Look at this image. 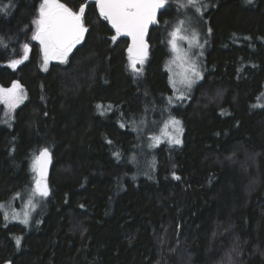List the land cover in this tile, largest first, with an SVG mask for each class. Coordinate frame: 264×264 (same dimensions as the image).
<instances>
[{
	"label": "trees",
	"instance_id": "16d2710c",
	"mask_svg": "<svg viewBox=\"0 0 264 264\" xmlns=\"http://www.w3.org/2000/svg\"><path fill=\"white\" fill-rule=\"evenodd\" d=\"M41 1L0 0L11 3L0 86L27 94L9 121L0 105V201L33 185L40 150L54 163L34 227L0 222V264H264V0H203V15L169 0L140 75L95 0H61L87 5L88 32L44 71L31 39ZM188 14L206 41L204 76L173 105L168 36ZM25 43L28 59L9 67ZM165 114L182 122L183 143L150 146Z\"/></svg>",
	"mask_w": 264,
	"mask_h": 264
},
{
	"label": "snow or ice",
	"instance_id": "6c2138e0",
	"mask_svg": "<svg viewBox=\"0 0 264 264\" xmlns=\"http://www.w3.org/2000/svg\"><path fill=\"white\" fill-rule=\"evenodd\" d=\"M168 2L169 0H95L99 8V15L115 29V35L111 37L112 42H115L120 36L131 37V46L128 47L127 51L130 59L129 67L135 75L142 73V68L137 67V65H143L147 57L148 43L145 37L149 26L159 22L158 13L165 9ZM246 2L252 3V0H246ZM86 6L81 5L78 10H73L66 3H62L61 0H42L40 3L38 16L33 21L35 31L31 39L39 41L43 54L44 71L48 70L51 60L67 63L68 57L75 46L83 40L85 33L88 32L85 18ZM181 7H190L195 13L203 15L202 8L206 5L203 4V0H185ZM10 8L11 3L7 6L0 5V11L5 13ZM184 25V20L179 21L177 26L169 33L168 44L176 54V60L181 68L184 69L179 81L181 87H177L176 81H171L177 95L168 98L169 104H172L173 100L183 102L190 99L192 86L203 79V73L196 59L189 52V49L193 46L202 48L203 45L200 43L199 34L195 31L189 32ZM208 31L210 33L211 29ZM180 42H186L189 49L183 48ZM0 46L7 48V44L3 43L2 38H0ZM22 47L23 56L9 60V67L15 69L28 59L31 51L30 45L25 43ZM25 98L23 87L18 81L13 82L8 88L0 86V103L7 105L9 110L7 115L9 116ZM97 107L101 106L98 105ZM121 127H123V124ZM183 130L182 122L175 117H170L164 124L162 136L154 135L151 137L152 144L150 146H158L163 142L162 137H166L170 145H181L183 143L181 139ZM116 155L119 156V153H116ZM50 161L51 153L47 147L43 148L33 161V171L38 175L35 179V187L28 196L27 208L29 210H34L36 207L35 197L45 198L49 195L46 177ZM173 177L176 180L180 179L175 173H173ZM2 208H4V205H0V209ZM22 215V222L27 224L30 211H24ZM20 216L21 213L19 212L14 210L11 212L12 219H18ZM4 219H9L8 213H5ZM20 243L21 239L17 238V246ZM8 264H11V262H8ZM228 264H231L230 257Z\"/></svg>",
	"mask_w": 264,
	"mask_h": 264
},
{
	"label": "rangeland",
	"instance_id": "374dc122",
	"mask_svg": "<svg viewBox=\"0 0 264 264\" xmlns=\"http://www.w3.org/2000/svg\"><path fill=\"white\" fill-rule=\"evenodd\" d=\"M42 2V1H41ZM37 16H38V14H37ZM181 20H184L185 21V25H184V27L189 31V32H191V31H195L196 33H198L199 34V39H200V43L203 45V47L202 48H198V47H195V46H193L192 48H190L189 49V46H188V44L186 43V42H180L181 43V45L183 46V48H185V49H189V52H190V54H192V56H193V58L194 59H196V62H197V64L199 65V67H200V70L202 71V69H201V62L199 63V60H198V57L200 56V53H201V51L203 50V53H204V48H205V43L203 42V40H202V37H201V35H200V32H199V29H200V26L198 25V23H197V19H195L194 18V16L193 15H191V14H188L187 16H185V17H183L182 19H180L179 21H181ZM178 21V22H179ZM178 22L175 24V25H173V27H172V29L170 30V32L173 30V28L174 27H176L177 26V24H178ZM85 35H86V33H85ZM85 35H84V37H83V40H84V38H85ZM82 40V41H83ZM168 40H169V36H168ZM81 41V42H82ZM38 43H39V41H38ZM80 44V43H79ZM40 45V44H39ZM78 45V44H77ZM76 45V46H77ZM76 46H75V48H76ZM170 46V45H169ZM74 48V49H75ZM74 49H73V51H74ZM73 51H72V53H73ZM71 53V54H72ZM170 53H171V57H170V60L168 61V65L166 66L167 68V71H168V73H169V80H170V82L171 81H176V84H177V87H181V85L179 84V81H180V79H181V74L183 73V71H184V69L183 68H181V66H180V64H179V62L176 60V54L172 51V49H171V47H170ZM71 54L69 55V57H68V61H69V58H70V56H71ZM29 55H30V52H29ZM40 57H41V65H42V69H43V54H42V51H41V46H40ZM52 63H59V64H63V65H65L66 63H61L60 61H58V60H51L50 62H49V65H48V69H49V67L52 65ZM145 64V62L143 63V65ZM143 65H140V66H143ZM202 73H203V76H204V72L202 71ZM201 80H199V81H197L193 86H192V90L194 89V87L197 85V83L198 82H200ZM171 85H172V83H171ZM23 90H24V88H23ZM191 90V91H192ZM24 94H25V96H27V94H26V91L24 90ZM177 95V93L174 91V94H173V97H175ZM261 97H263L264 98V92H263V95L261 96ZM25 99H23V101H24ZM22 101V102H23ZM22 102H20L16 107H15V109L18 107V106H20L21 104H22ZM173 105H175V104H178L177 103V101H175V100H173V103H172ZM0 105H4L5 106V113H4V116H7V120L8 119H11L12 117H10L12 114H13V112L11 113V115L9 116V115H7L8 114V107H7V105H5V104H3V103H0ZM14 109V110H15ZM165 117L166 118H164L163 120H161V121H159L158 122V125L159 124H161V131L159 132V133H157V134H155V136H162V133H163V129H164V124L170 119V116H169V114H165ZM172 117H174L173 115H172ZM9 121V120H8ZM150 128H151V126H149ZM169 130H171V129H169ZM154 136V135H153ZM181 139H182V136H181ZM162 140H163V142L162 143H168V140H167V138L166 137H162ZM151 143H152V140H151ZM162 143H160V144H162ZM159 144V145H160ZM158 145V146H159ZM157 147V146H156ZM155 147V148H156ZM39 154H37L36 156H38ZM144 155V154H143ZM143 155H139V161H140V163H139V167H141V166H143V167H141V169L142 170H146L148 167H149V165L148 164H146V165H144L146 162H148L149 161V158H148V154L147 153H145V155L143 156ZM144 157L146 158V159H144ZM38 175V174H37ZM37 175H36V177H37ZM46 180H47V185H48V188H49V192H50V187H49V180H48V177H46ZM34 187H35V181H34V183H33V185L30 187V188H28L26 191H24V192H22L21 194H19L18 196H16V197H13L12 199H8L7 201H0V205H4V208H2V209H0V222L1 221H5L6 223H10V222H17V223H20V224H23V225H25L28 229H31V228H33L34 226H32L33 225V223H34V221H35V218H36V215H37V212H38V210L40 209V205H42L43 204V200L46 198H40L39 196H37V197H35V200H34V202L36 203V207H35V209L34 210H29L28 208H27V200H28V196H29V193L34 189ZM39 208V209H38ZM15 211V212H19V213H21V216L18 218V219H12L11 218V212L12 211ZM24 211H30V215H29V221H28V223L27 224H24L22 221H23V215H22V213L24 212ZM5 213H8L9 214V219L8 220H5L4 219V215H5ZM32 226V227H31Z\"/></svg>",
	"mask_w": 264,
	"mask_h": 264
},
{
	"label": "water",
	"instance_id": "95a60500",
	"mask_svg": "<svg viewBox=\"0 0 264 264\" xmlns=\"http://www.w3.org/2000/svg\"><path fill=\"white\" fill-rule=\"evenodd\" d=\"M96 7H97V11H98V14H99V8H98V6L96 5ZM166 7H167V5H166ZM165 7V8H166ZM164 9H162L161 11H163ZM161 13V12H160ZM160 13H158V21H159V15H160ZM108 22V21H107ZM158 24V23H157ZM157 24H154V25H157ZM108 25H109V27L113 30V31H115V29H113L112 28V26H111V24L108 22ZM154 25H150L149 26V29H148V32H147V35H146V37H145V39H146V41H147V43H148V50H147V57H146V59L149 57V54H150V51H151V43H150V33H151V30H152V28H153V26ZM122 37H124V38H126L128 41H129V46H131V37H127V36H122ZM128 46V47H129ZM129 54V53H128ZM41 151V150H40ZM49 151H50V153H51V161H50V163H49V165H48V169H47V177H49L50 175H51V172H52V168H53V156H52V152H51V150L49 149ZM40 153V152H39Z\"/></svg>",
	"mask_w": 264,
	"mask_h": 264
},
{
	"label": "bare ground",
	"instance_id": "6f19581e",
	"mask_svg": "<svg viewBox=\"0 0 264 264\" xmlns=\"http://www.w3.org/2000/svg\"><path fill=\"white\" fill-rule=\"evenodd\" d=\"M155 26V25H154ZM129 46V45H128ZM39 154V153H38Z\"/></svg>",
	"mask_w": 264,
	"mask_h": 264
}]
</instances>
